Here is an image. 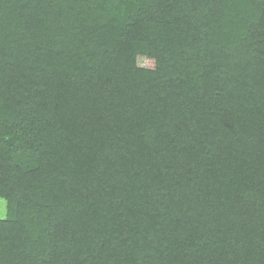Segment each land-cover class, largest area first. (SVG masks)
<instances>
[{
  "label": "trees",
  "instance_id": "obj_1",
  "mask_svg": "<svg viewBox=\"0 0 264 264\" xmlns=\"http://www.w3.org/2000/svg\"><path fill=\"white\" fill-rule=\"evenodd\" d=\"M0 264H264V0H0Z\"/></svg>",
  "mask_w": 264,
  "mask_h": 264
},
{
  "label": "rangeland",
  "instance_id": "obj_2",
  "mask_svg": "<svg viewBox=\"0 0 264 264\" xmlns=\"http://www.w3.org/2000/svg\"><path fill=\"white\" fill-rule=\"evenodd\" d=\"M7 209H6V201L0 198V219L6 218Z\"/></svg>",
  "mask_w": 264,
  "mask_h": 264
}]
</instances>
